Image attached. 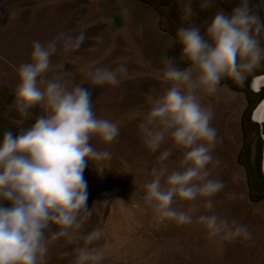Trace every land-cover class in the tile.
<instances>
[{
  "label": "rangeland",
  "instance_id": "374dc122",
  "mask_svg": "<svg viewBox=\"0 0 264 264\" xmlns=\"http://www.w3.org/2000/svg\"><path fill=\"white\" fill-rule=\"evenodd\" d=\"M238 3L211 0L201 9L199 0H192L193 16L185 21L180 0H0V135L5 130L15 134L27 129L44 114V108L37 105L22 117L14 106L15 69L29 62L32 42L45 44L58 33L75 36L81 30L85 40L80 48L65 53L58 44L50 57V70L42 79L58 78L62 68L69 80L91 92L96 116L117 123L119 128L110 144L91 140L97 150L109 151L110 158L89 162L83 171L90 215L79 231L48 241L46 264H74L75 250L94 229L100 230L101 237L90 247L103 250L101 264H264V130L261 133L248 124L264 125V110L259 115L264 102L246 115L243 135L240 113L244 95L225 85H218L211 94L196 89L201 105L212 110L209 124L216 131L213 160L207 169L210 178L221 181L224 188L211 197L210 210L203 207V200L195 201V215L214 212L236 220L247 226L248 239L208 240L195 219L184 226L157 222L142 199L143 185L152 179L151 170L177 169L183 155L170 138L151 152L138 127L152 103L171 86L163 75L164 61L170 58L176 67L188 68L193 78L197 75L181 53L177 30L195 26L203 34L217 11L227 14ZM249 9L264 21V0H249ZM260 43L264 47V37ZM120 64L127 73L115 87L93 85L83 73L86 66L114 68ZM262 64L264 60L254 70L261 71ZM250 77L253 83L264 84V71ZM243 143L255 156L251 161L246 155L243 159L250 179H245V171L236 161ZM164 150L169 155L160 160ZM188 206L182 201L173 204L178 210Z\"/></svg>",
  "mask_w": 264,
  "mask_h": 264
},
{
  "label": "clouds",
  "instance_id": "9594fccd",
  "mask_svg": "<svg viewBox=\"0 0 264 264\" xmlns=\"http://www.w3.org/2000/svg\"><path fill=\"white\" fill-rule=\"evenodd\" d=\"M210 2L199 0V7L207 8ZM180 3L181 19L190 20L192 0ZM260 37H264V21L250 11L249 0H239L227 14L217 11L203 34L195 26L177 30L181 53L197 75L193 78L188 68L176 67L170 58L164 61L163 75L171 86L152 103L138 126L151 152L166 138L183 151L177 169L153 168L151 181L143 185L142 199L157 222L184 226L195 219L208 240L231 242L250 237L247 226L236 220L214 212L195 215V201L203 200V207L210 210L211 197L224 188L221 181L210 178L207 169L213 160L216 131L209 124L212 110L201 105L196 89L211 94L222 77L239 82L252 72L264 60ZM84 40L81 30L75 36L58 33L45 44L33 41L29 62L15 69L16 112L24 117L40 105L44 114L27 129L15 134L5 130L0 135V264H46L48 241L79 231L90 215L83 171L89 162L110 158L109 151L97 150L91 140L110 144L118 135V125L96 116L91 92L69 80L62 68L58 78L42 79L58 44L67 53L79 49ZM83 73L93 85L115 87L127 68L123 64L86 66ZM168 155L164 150L159 159ZM175 201L189 206L178 210L173 207ZM100 237L99 229L84 237L75 250L74 264H101L103 250L90 247Z\"/></svg>",
  "mask_w": 264,
  "mask_h": 264
},
{
  "label": "flooded vegetation",
  "instance_id": "af4514ba",
  "mask_svg": "<svg viewBox=\"0 0 264 264\" xmlns=\"http://www.w3.org/2000/svg\"><path fill=\"white\" fill-rule=\"evenodd\" d=\"M261 67H262L261 71L253 70L252 72L245 74L239 82H236L232 78L226 77V76L224 77L222 82H219V85H225L228 88H230L231 90H235L237 93H241L242 95H244L245 106L243 107V109L241 110V113H240V122L242 125L243 135H245V126L243 123H244V120L246 118V115L250 112V110L254 106H257L260 102L261 103L264 102V84H261V83L256 84V83H253L251 81V79H249V78H251L250 77L251 75L264 71V65L263 64L261 65ZM182 69H184V67ZM261 76H263V75H261ZM258 95H259V97H258ZM262 109L264 110V103H262ZM259 115H261V114H259ZM259 115H257V116H259ZM248 118H249V116H248ZM262 120H264V119H262ZM248 124H251L252 126L254 125V128L258 129L261 133L264 130L263 124H255L253 122H249ZM248 147H249V145L247 143H243L239 147V149H238L239 153L237 155V160H236L237 163H239L245 171V179H250V176L248 175V168H247V165L244 163L243 159H244L245 155L247 156L249 161H251L253 158H255V156H252L250 153H248L250 151L248 149ZM247 158L245 157V159H247ZM259 178H262V176L257 177V179H259Z\"/></svg>",
  "mask_w": 264,
  "mask_h": 264
},
{
  "label": "bare ground",
  "instance_id": "6f19581e",
  "mask_svg": "<svg viewBox=\"0 0 264 264\" xmlns=\"http://www.w3.org/2000/svg\"><path fill=\"white\" fill-rule=\"evenodd\" d=\"M260 107H261V108H260V113H259V114H261V113H262L261 111H263V109H262V104H261ZM263 171H264V166H263Z\"/></svg>",
  "mask_w": 264,
  "mask_h": 264
}]
</instances>
